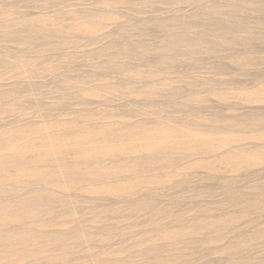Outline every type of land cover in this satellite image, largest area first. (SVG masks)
I'll list each match as a JSON object with an SVG mask.
<instances>
[{"label": "rangeland", "instance_id": "rangeland-1", "mask_svg": "<svg viewBox=\"0 0 264 264\" xmlns=\"http://www.w3.org/2000/svg\"><path fill=\"white\" fill-rule=\"evenodd\" d=\"M0 140V264H264V0H0Z\"/></svg>", "mask_w": 264, "mask_h": 264}, {"label": "bare ground", "instance_id": "bare-ground-1", "mask_svg": "<svg viewBox=\"0 0 264 264\" xmlns=\"http://www.w3.org/2000/svg\"><path fill=\"white\" fill-rule=\"evenodd\" d=\"M87 21H88V20H87ZM89 21H90V20H89ZM84 23H85V22H84ZM162 130H163V129H162ZM162 130H161V131H162ZM161 131H160V132H161ZM164 132H165V131H164ZM4 138L6 139V137H3V139H4ZM6 140H7V139H6ZM0 141H1V140H0ZM1 143H2V142H1ZM12 143H13V141H12ZM12 143H11V144H12ZM4 144H5V142H4ZM4 144H3V145H4ZM11 144H10V145H11ZM3 145H2V146H3ZM10 145H9L8 147H10ZM11 146H12V145H11ZM12 147H13V146H12ZM7 149H8V148H7ZM9 155H10V154H9ZM13 155H14V154H13ZM47 157H48V156H47ZM13 158H14V157H13ZM51 158H53V157L50 155V159H51ZM4 159H5V158H4ZM4 159H2V157H1V162H3V164L6 165L7 163L4 162ZM48 159H49V158H48ZM5 160H6V159H5ZM6 161H7V160H6ZM11 161H12V160H11ZM11 161H10V162H11ZM1 162H0V163H1ZM12 162H13V161H12ZM12 162H11V163H12ZM14 162H15V160H14ZM3 164H2V165H3ZM21 164H22V163H21ZM7 165H9V164H7ZM7 165H6V166H7ZM9 166H10V165H9ZM22 166H23V165H22ZM4 167H5V166H4ZM20 168H21V167H20ZM0 169H1V167H0ZM17 207H19V205H17ZM18 210H20V209L18 208ZM21 212H22V210H21ZM16 213H18V211H17ZM19 213H20V211H19ZM21 214H22V213H21ZM17 215H18V214H17ZM19 215H20V214H19ZM21 217H22V215H20V216L17 217V218H21ZM23 217H25V216H24V213H23ZM15 219H16V218H15ZM3 220L8 221V219L6 220V218H4ZM3 220H2V222H5V221H3ZM2 222H1V223H2ZM5 223H7V222H5ZM5 223H4V224H5ZM7 224H8V223H7ZM5 225H6V224H5ZM27 232H28V231H27ZM29 233H30V232H29ZM29 233H28V235H29ZM37 234H38V233H37ZM23 235H24V234H23ZM23 235H22V236H23ZM26 235H27V234H26ZM30 235H31V234H30ZM35 235H36V234H35ZM22 236H21V237H22ZM32 236H33V235H32ZM8 237H9V236H8ZM21 237H20V238H21ZM23 237H24V236H23ZM23 237H22V238H23ZM25 237H28V236H25ZM6 238H7V237H6ZM13 238H14V237H13ZM28 238H31V237H28ZM32 238H33V237H32ZM34 238H35V236H34ZM4 239H5V238H4ZM11 239H12V238H11ZM23 239H24V238H23ZM1 240H2V239H1ZM6 240H8V239H6ZM12 240H13V239H12ZM19 240H20V239H19ZM3 241H4V240H3ZM8 241H9V240H8ZM23 241H24V240H23ZM39 241H40V240H39ZM39 241L37 242V244L40 243ZM4 242H5V241H4ZM13 242H14V241H13ZM21 242H22V241H21ZM31 242H33V241H31ZM44 242H45V241H44ZM6 243H7V242H6ZM6 243H4V244H6ZM10 243H12V241H10ZM24 243H25V242H24ZM27 243L29 244V242H27ZM34 243H35V241H34ZM34 243H33V244H34ZM4 244H3V245H4ZM7 244H8V243H7ZM14 244H15V243H14ZM19 244H20V243H19ZM25 244H26V243H25ZM8 245H9V244H8ZM4 246H5V245H4ZM20 246H21V245H20Z\"/></svg>", "mask_w": 264, "mask_h": 264}]
</instances>
